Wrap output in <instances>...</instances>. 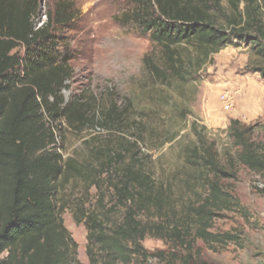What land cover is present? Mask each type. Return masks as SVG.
I'll use <instances>...</instances> for the list:
<instances>
[{
  "label": "trees",
  "instance_id": "obj_1",
  "mask_svg": "<svg viewBox=\"0 0 264 264\" xmlns=\"http://www.w3.org/2000/svg\"><path fill=\"white\" fill-rule=\"evenodd\" d=\"M122 1L128 4L123 24L149 36L153 45L143 64L154 87L176 86L187 95L185 88L197 84L216 55L242 46L257 59L250 71L264 80V0ZM49 9L46 22L38 24L41 0H0V264H78V244L65 226L68 206L62 200L75 180L97 190L107 182L113 191L110 207L103 196L92 209L78 206L73 214L87 230L90 264L163 258L144 247L148 237L173 245L184 258H194L199 241L213 250L235 242V235L211 230L220 213L239 206L226 185L237 179V166L264 175L259 125L230 122L225 162L217 141L193 121L196 139L184 146L183 157L193 170L188 186L199 201L187 205V223L164 217L162 223L144 222L146 214L163 213L170 192L150 170L149 143L165 134L162 147L178 142L181 130L162 133L150 126L147 112L132 100L122 106L83 95L66 101L76 57L65 33L74 30L79 12L68 0ZM189 114L188 108L179 112L182 121ZM92 128L114 130L121 138L103 147L87 144L82 161L65 157L63 131L82 134ZM116 211L122 212L117 221Z\"/></svg>",
  "mask_w": 264,
  "mask_h": 264
},
{
  "label": "rangeland",
  "instance_id": "obj_2",
  "mask_svg": "<svg viewBox=\"0 0 264 264\" xmlns=\"http://www.w3.org/2000/svg\"><path fill=\"white\" fill-rule=\"evenodd\" d=\"M56 1L41 0L38 24L46 22L45 14ZM68 1L75 3L79 16L74 30L65 33L69 50L76 57L72 62L74 79L70 89L64 92L65 100L83 95L92 96L104 105L113 101L121 106L126 100H132L135 108L147 112L150 126L162 133L181 130V140L173 144L162 147L166 134L162 140L149 141L150 170L157 182L166 184L170 192L163 213L146 214L142 219L144 222L187 223V205L199 201L188 186L193 170L187 167L183 157L184 146L196 139L191 131L192 122L197 120L206 128L208 137L217 141L225 162V150L230 149L226 130L232 120L259 125L256 138L264 141V80L250 71L257 59L246 46L229 47L214 57V64L201 73L196 85L185 88L187 95H181L176 86L167 90L156 88L148 80L143 64L144 56L151 52L153 45L149 36L133 25L123 24L121 16L128 8L127 2ZM166 96L170 97L168 103L163 102ZM183 108L191 112L186 121L179 115ZM120 134L98 128L86 129L82 134L64 130L62 149L65 157L75 156L82 161L88 152L87 144L103 147L120 139ZM123 134L130 137L129 133ZM237 169V179L226 185L239 206L220 213L211 230L217 234H233L237 237L235 242L213 250L199 241L197 248L201 253L196 251L194 258H184L185 254L173 249V245L148 237L144 247L154 255L162 252L163 258H139L133 264H264V175L239 165ZM103 196L106 206L110 207L113 191L107 182L97 190L89 189L80 180L72 181L62 195L63 203L68 206L63 213L64 223L78 244V264H90L86 251L87 230L84 224L76 222L73 214L78 206L92 209ZM121 217L122 212L116 211L113 219L117 221Z\"/></svg>",
  "mask_w": 264,
  "mask_h": 264
}]
</instances>
